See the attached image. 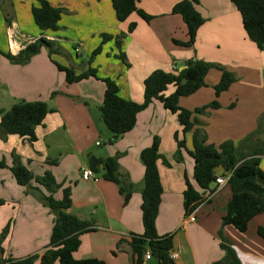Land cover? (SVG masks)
<instances>
[{"label": "crops", "instance_id": "obj_1", "mask_svg": "<svg viewBox=\"0 0 264 264\" xmlns=\"http://www.w3.org/2000/svg\"><path fill=\"white\" fill-rule=\"evenodd\" d=\"M46 1L64 11L60 30L56 33L41 32L35 25L31 8L37 3L0 0V31L3 32L0 50L3 53L17 56L40 38L54 43L59 51L50 58L49 51L43 48L23 66L13 65L0 55V109L8 112L16 101L23 100L44 102L55 110L36 129L35 143L30 144L19 136L0 138V160L7 166L0 170V202H4L0 206V236L10 224L3 243L5 259L22 260L43 254L50 245L56 217L44 204L42 196L59 201L63 190L70 189L72 206L68 213L91 223L94 229L82 235L74 258L133 264L131 242L144 234L141 191L145 170L140 155L152 145L154 137H158L160 154L170 167L163 160L158 161L163 196L156 222L157 235L173 237L172 252L179 255L175 264L222 261L225 252L220 247L219 232L233 196L228 182L223 186L215 183V192L209 202L200 205L190 216L184 211L187 183L197 189L193 174L195 163L186 152L181 162L175 160V136L178 134L179 140H185L187 151H193V132L184 135L177 116L154 101L138 115L137 124L130 133L111 143L113 137L108 135L100 113L105 84L94 78L68 84L65 74L54 62L71 67L78 74L92 67L98 71L100 79L110 78L117 83L123 99L138 104L144 102L145 80L155 71L181 72L186 63L195 60L219 64L234 73L237 82L218 99L221 109L196 117L194 131L204 130L208 144L217 147L226 141L239 143L257 129L264 114V50L260 51L248 38L232 1L198 0L196 9L204 25L198 31L194 47L176 44L189 39L182 17L172 13L182 0H140L138 9L152 20L146 22L133 13L122 23L116 19L111 0ZM131 24L136 28L130 33ZM104 34L124 35L122 48L119 50L115 41L107 43L89 65ZM119 54L125 55L129 67L116 59ZM221 75L211 70L206 78L207 87L182 98L180 106L193 112L213 102L216 99L214 87ZM174 91V86L168 87L166 96ZM233 103L236 106L230 109ZM92 157L117 158L121 177L132 187L127 205L119 187L105 181L102 174H98V182L82 180V170L90 167ZM18 162L36 177L51 173L61 188L50 194L35 183L32 189L20 186L12 173ZM260 167L264 172V157ZM224 174L222 168L216 171L217 177H224ZM260 228L264 229V214L252 219L244 233L232 226L223 229L224 237L237 252L241 264H264V239L258 234Z\"/></svg>", "mask_w": 264, "mask_h": 264}, {"label": "trees", "instance_id": "obj_2", "mask_svg": "<svg viewBox=\"0 0 264 264\" xmlns=\"http://www.w3.org/2000/svg\"><path fill=\"white\" fill-rule=\"evenodd\" d=\"M30 1L37 3L31 8V14L37 28L41 32H58L63 9L53 7L46 0ZM111 1L118 22H125L133 13H137L146 22L152 20V17L138 9L140 0ZM231 1L241 15L248 38L260 51H263L264 0ZM198 4V0H182L173 8L172 13L181 16L186 24L189 38L186 43L176 42V44L185 47L195 46L198 31L204 25V19L196 9ZM135 28L136 25L131 24L129 32H133ZM123 38L124 35L121 37L102 35V43L93 52L89 65H92L94 59L102 53L103 46L109 42L115 41L117 48L121 50ZM43 48L49 51L50 58L59 54L54 43L40 38L21 50L17 56L11 52L3 53L1 50L0 55L13 65L23 66L37 56ZM116 59L129 67L124 54L117 55ZM54 64L60 72L65 74L68 84L79 83L90 78L105 84L104 102L100 107V113L104 125L113 136L111 143L130 133L137 124L138 115L154 101L160 102L165 110L177 116L184 135L193 132V151H187L185 140H179L178 134L175 136L177 142L175 160L181 162L182 154L186 152L195 163L193 174L197 189L189 182L187 183V190L183 195L185 215L190 216L200 205L209 202L210 197L215 192L213 186L218 178L216 171L222 168L225 172L224 177H229L228 184L233 196L228 202L227 214L222 219V228L219 232L220 247L225 252V257L216 264H241L237 252L224 237L223 229L232 226L244 233L252 219L264 214V172L260 167L264 157V114L259 120L257 129L239 143L226 141L217 147L208 144V137L204 130L197 129L194 131L197 125V116L208 115L211 110L221 109L218 99L237 82L235 74L219 64L199 60L189 61L181 72L155 71L145 80L144 102L138 104L123 99L120 96L117 83L110 78L100 79L98 71L92 67L86 72L78 74L71 67H64L56 62ZM211 70H217L222 74L220 82L214 87L216 99L193 112L182 108L180 106L182 98L190 97L207 87L206 78ZM170 86H174L175 91L166 96ZM235 106V103L231 104L230 109L235 108ZM53 112L55 110L50 109L44 102L16 101L10 111L6 112L0 109V138L5 140L8 136H19L33 144L37 141L36 129L42 126L48 114ZM160 145V139L154 137L152 145L143 150L140 155L145 170L141 191L144 234L141 237H134L131 242L134 256L133 264H142L148 251L152 254L154 264H175V261L171 259L173 237L161 238L156 232V222L163 196L158 161L163 160L164 164L170 167L168 161L160 154ZM5 168H7L6 163L0 160V170ZM90 168L95 173L102 174L105 181L114 183L119 187L126 205L130 202L132 187L128 180L121 177L117 158L97 159L92 157ZM12 173L17 183L22 187L32 189V183H35L50 194L56 193L61 188L51 173L48 172L43 177H36L19 162L16 167L12 168ZM42 200L56 217L50 245L40 255H33L22 260L5 259L3 243L9 233V224L0 236V264H36L38 261L41 264H107L99 259L76 260L74 258V254L81 246L82 235L93 232L94 229L91 223L82 221L68 213L72 206L70 189L63 190V197L59 201L46 195L42 196ZM2 205L4 202H0V206ZM258 234L264 239V229L260 228Z\"/></svg>", "mask_w": 264, "mask_h": 264}, {"label": "built area", "instance_id": "obj_3", "mask_svg": "<svg viewBox=\"0 0 264 264\" xmlns=\"http://www.w3.org/2000/svg\"><path fill=\"white\" fill-rule=\"evenodd\" d=\"M10 43L13 44V42H10ZM11 50L13 51V48H11ZM76 53H79V50H76ZM81 178L84 182H98L100 180L98 174L95 173L90 167L82 170ZM228 180H229V177H218L216 179V185L223 186L228 182ZM178 256H179L178 253L171 252V259L173 261H176L178 259ZM152 260H153L152 254L151 252L148 251L144 256V261L142 264H150Z\"/></svg>", "mask_w": 264, "mask_h": 264}, {"label": "rangeland", "instance_id": "obj_4", "mask_svg": "<svg viewBox=\"0 0 264 264\" xmlns=\"http://www.w3.org/2000/svg\"><path fill=\"white\" fill-rule=\"evenodd\" d=\"M2 33H3V32L0 31V35H1L0 37H3V34H2ZM74 53H75V51H74ZM84 58L87 59L86 56H85ZM106 131H107L108 135H111V136H112V134H111L108 130H106ZM112 137H113V136H112ZM103 140H106V137H103ZM2 233H3V232H2ZM8 234H9V233H8Z\"/></svg>", "mask_w": 264, "mask_h": 264}]
</instances>
